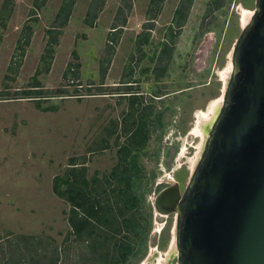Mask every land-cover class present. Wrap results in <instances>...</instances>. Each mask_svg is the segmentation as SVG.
<instances>
[{
	"label": "rangeland",
	"instance_id": "1",
	"mask_svg": "<svg viewBox=\"0 0 264 264\" xmlns=\"http://www.w3.org/2000/svg\"><path fill=\"white\" fill-rule=\"evenodd\" d=\"M62 1L49 0L36 22L31 19L34 0H15L6 28L0 17V264H21L27 257L47 264L58 255L60 264L85 263L79 258L87 247L74 242L67 220L70 205L54 194L53 180L71 160L85 163L88 178L113 170L117 151L129 136L127 128L134 124L131 96L139 99L135 119L148 109L143 117L149 137L134 151L143 170L142 179L135 181L142 229L138 239L133 237L136 255L129 263L168 264L178 256L174 249L178 215L159 217L155 201L172 181L183 194L186 191L215 118L213 109L223 101L226 81L233 72L235 40L249 25L257 0H246L240 9L243 29H237L234 40L222 50L228 60L222 55L218 62L209 56L204 63L197 62L204 46L192 41L191 27L197 26L191 18L174 41L166 77L160 76L157 61L179 0H166L159 17L150 23L146 14L151 0H133V11L104 80L100 61L122 0H107L95 28L84 23L91 0H78L59 38L51 71L38 77L42 94L37 98L15 95L32 86L46 46V31L53 26ZM206 1L194 0L193 17L201 13ZM26 23L34 31L31 45L16 81L5 80L11 75L8 67ZM144 25L154 26L149 43L138 51V34L148 32ZM77 63L80 80L72 84L64 74L70 64ZM128 79L130 84H125ZM38 104L55 109L41 111ZM29 238H36L45 250Z\"/></svg>",
	"mask_w": 264,
	"mask_h": 264
},
{
	"label": "water",
	"instance_id": "2",
	"mask_svg": "<svg viewBox=\"0 0 264 264\" xmlns=\"http://www.w3.org/2000/svg\"><path fill=\"white\" fill-rule=\"evenodd\" d=\"M254 12L184 196L171 185L155 201L159 212L179 215V264H264V0Z\"/></svg>",
	"mask_w": 264,
	"mask_h": 264
},
{
	"label": "trees",
	"instance_id": "3",
	"mask_svg": "<svg viewBox=\"0 0 264 264\" xmlns=\"http://www.w3.org/2000/svg\"><path fill=\"white\" fill-rule=\"evenodd\" d=\"M49 0H34L31 10V19L38 21V12L42 10ZM78 0H63L53 26L46 31L47 42L44 53L41 57L40 65L33 76V83L29 90L17 91L15 95L25 96L23 98H37L42 94V85L38 80L39 76L46 75L51 71L56 47L59 45V38L63 35L64 28L68 26L75 5ZM166 0H151L147 11V22H152L159 17ZM107 0H91L88 7L84 23L89 28H95L99 14L106 5ZM15 0H4L0 17L3 19V28L7 27L13 12ZM191 2L186 6L185 0L179 5L174 18V23L178 27L183 26L184 20L189 13ZM133 11V0H122V6L117 11V22L112 26L107 36V44L104 56L100 61V73L102 80L107 76L112 63V58L122 39L124 29L127 25L128 15ZM121 18V20H120ZM154 25H144L143 29L148 32L138 34L136 39L137 50L150 41L149 31ZM34 31L28 23L22 29L14 55L8 67L11 74L5 80L16 81L19 71L23 66L27 48L30 47ZM176 35H172L169 40L174 43ZM172 49H164L160 54L158 63L165 57H170ZM73 56L78 60L77 52ZM134 57H131V66ZM160 65V64H159ZM130 76V75H129ZM131 78V76H130ZM64 79L72 84L80 80V65L70 64L64 74ZM130 79L125 84H130ZM80 85V84H79ZM4 97L8 96L2 94ZM130 104L132 113L130 117L134 119L132 129H129V136L126 142L117 151L118 163L113 170L99 177L95 174L88 178V167L85 163H76L71 160L69 167L63 174L57 175L53 180V192L59 198L65 200L70 205L67 213V220L71 227L74 242L84 243L87 252L80 255V260L84 264H130L136 244L133 237L138 239L141 235L142 219L138 211L140 201L136 191L138 187L135 181L142 179V168L138 165V156L134 151L142 148L148 141L149 133L146 129V121L143 116L148 114V109L135 119L139 99L131 96ZM9 98H4L8 100ZM16 99V98H13ZM3 100V99H0ZM37 108L41 111L54 110L55 107L44 108L40 104ZM135 176V177H134ZM31 241L36 238H29ZM28 239V240H29ZM36 247L45 250V246L36 240ZM28 246V245H27ZM30 246V245H29ZM57 253V252H56ZM10 262V259H9ZM60 256L49 260L47 264H60ZM23 264H45L36 262L33 258H25ZM21 263V264H22ZM10 264V263H6Z\"/></svg>",
	"mask_w": 264,
	"mask_h": 264
},
{
	"label": "flooded vegetation",
	"instance_id": "4",
	"mask_svg": "<svg viewBox=\"0 0 264 264\" xmlns=\"http://www.w3.org/2000/svg\"><path fill=\"white\" fill-rule=\"evenodd\" d=\"M182 1L183 0H179L178 5L173 13L172 22L166 29L165 44L163 45L162 51L164 49H172L173 51V47L175 46V44L170 43L169 38L172 35H176L175 39H177L182 33L184 27H186V25L190 23L189 21L191 20V18H194L197 27L195 30L193 29L194 26L191 27V32L193 33L192 41L196 42L197 44L200 43L202 47L204 46L203 50H200V53H202V55L197 59V62L204 63L203 60H206L205 58H208V56L210 58L212 57V61L215 60L216 62L219 61L222 55L226 57L227 52H223L222 50L226 48L231 39L234 40V34L238 33L236 32L237 29H243L240 22V9L241 7H244L243 4L246 2V0H207L205 5L203 6L201 13L197 14L196 17H193L192 15V5L194 3V0H185L186 6L191 2V7L187 17L185 19H183L182 17L180 18V21L184 20L183 26L178 27V25L174 23V18L175 13ZM244 30L245 29H243V31L238 34L239 39L235 40L236 45L234 46V51L243 35ZM170 57L163 58L161 63H158L157 61V68L160 67L159 73L162 77H166L168 73V60L170 59ZM226 58L228 60L229 55ZM204 67L205 69L207 68L206 70H208V65L206 63L204 64ZM182 92L183 91H181L180 93ZM203 128L205 130L206 125ZM171 185L179 184L176 181H172L168 183V186L165 189H167ZM181 194L182 196H184L182 192ZM164 209L166 211L170 208L166 206ZM166 214L168 213L162 214L161 212L159 213V211L157 212V215L161 218L169 217V215ZM169 214L177 215V212ZM174 260L175 258L173 257V260L168 264H174Z\"/></svg>",
	"mask_w": 264,
	"mask_h": 264
},
{
	"label": "bare ground",
	"instance_id": "5",
	"mask_svg": "<svg viewBox=\"0 0 264 264\" xmlns=\"http://www.w3.org/2000/svg\"><path fill=\"white\" fill-rule=\"evenodd\" d=\"M255 13V12H254ZM247 16V14H245V17ZM252 16H253V13H252ZM246 21V20H245ZM234 56V55H233ZM233 71H234V62H233ZM232 74H233V72H232ZM232 76V75H231ZM230 80H231V77H230ZM230 80H229V82H230ZM227 85H229V83H228V81H226V90H227ZM226 90H225V92L224 93H226ZM224 104H225V94H224V99H223V101L221 100L216 106H215V108L213 109V111L215 112L214 114V116H215V118L214 119H212V122H211V130H210V132H209V136L207 137L208 139H207V141L205 142L206 143V145H207V143H208V140H209V138H210V135H211V132H212V130H213V127H214V125H215V123H216V121H217V119H218V117H219V115H220V113H221V111H222V108H223V106H224ZM222 106V107H221ZM211 112V111H210ZM207 118V117H206ZM199 132V131H198ZM201 133V132H200ZM206 145H205V147H204V151H205V149H206ZM204 151H203V153H202V156H201V158H200V160H199V163H200V161H201V159H202V157H203V154H204ZM199 163L197 164V167H198V165H199ZM197 167H196V169H197ZM196 169H195V171H196ZM195 171H194V173H195ZM194 173H193V175H194ZM160 213V212H159ZM163 214V213H162ZM177 215H178V213H177ZM179 216V215H178ZM178 216H177V223H178ZM176 242H175V247L176 248H174L175 249V251H176V253L177 254H179V252H178V247H177V225H176ZM175 253V254H176ZM174 254V253H173ZM176 254V255H177ZM177 261H178V256L175 258V260H174V264H179V263H177ZM153 264V263H152ZM155 264V263H154ZM160 264V263H159Z\"/></svg>",
	"mask_w": 264,
	"mask_h": 264
}]
</instances>
